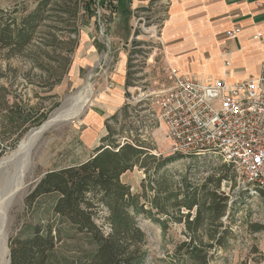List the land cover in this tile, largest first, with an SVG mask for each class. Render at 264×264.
I'll list each match as a JSON object with an SVG mask.
<instances>
[{"label": "rangeland", "instance_id": "374dc122", "mask_svg": "<svg viewBox=\"0 0 264 264\" xmlns=\"http://www.w3.org/2000/svg\"><path fill=\"white\" fill-rule=\"evenodd\" d=\"M41 1L0 0V12L12 15L17 11L13 16L21 18ZM168 18L167 0H50L30 47L10 59L0 54V148L4 151L0 160L12 155L32 130L67 107L71 97L92 90L83 113L57 123L33 150L22 204L10 212L9 250L11 239L30 235L35 226L48 225L62 229V240L50 264H84L86 256L96 250L88 236L76 233L54 214L56 195L41 197L31 205L26 200L45 174L79 165L92 156L95 145L84 136L96 132L97 122L102 128L101 112L106 117L114 111L107 102H112L109 98L122 86L125 103L117 105L118 120L112 119L115 115L106 120L114 132L112 141L138 143L157 159L181 156L165 168L174 188L182 186L184 179L194 188L210 175L225 178L220 192L229 197V203L218 230L230 227L232 235L221 248L207 236L217 225L205 226L201 238L209 251L207 264H264V194L245 184L233 166L224 167L227 164L218 155L174 153L158 119L159 102L154 93L171 85L165 76L162 46ZM67 56L70 64L65 68L63 58ZM148 165L153 174L157 162ZM148 180L140 167L123 176L132 194L139 196V207L144 208L137 215V224L146 236L143 264H197L177 255V248L190 241L187 227L176 221L178 211L170 205L163 214L154 207L155 193L147 187ZM234 202L238 203L236 212ZM181 214L188 212L182 209ZM97 215L101 217L103 212ZM254 224L263 229L251 231Z\"/></svg>", "mask_w": 264, "mask_h": 264}, {"label": "trees", "instance_id": "16d2710c", "mask_svg": "<svg viewBox=\"0 0 264 264\" xmlns=\"http://www.w3.org/2000/svg\"><path fill=\"white\" fill-rule=\"evenodd\" d=\"M49 1L42 0L34 11L21 18L13 16L17 11L12 15L0 12V54H4L5 59L30 47L37 29L45 20ZM69 64L68 56L64 57V67ZM112 119L117 121L118 115ZM106 128L109 134L101 140V146L90 159L45 174L27 198L28 205L41 197L56 195L54 214L76 233L88 236L96 246V250L86 256L84 264H143L146 236L137 224V215L144 208L139 207V196L133 195L130 186L122 181L126 173L140 167L148 174L147 187L155 193L151 202L154 207L163 214L170 205L178 211L176 221L184 222L187 227L190 241L177 248V255L188 257L197 264H207L209 251L201 238L205 226L217 225L218 228L210 229L207 236L221 248L232 235L230 227L223 232L218 230L223 227L221 221L229 203V197L220 192L225 178L215 179L210 175L203 184L194 188L184 179L182 186L174 188L172 177L165 168L181 156L157 159L138 143L112 141L114 132L108 122ZM3 152L0 148V159ZM149 161L157 162L153 174L150 173ZM210 186L213 188L208 189ZM258 191L264 194V190ZM182 209L188 214H181ZM233 210H238L237 202L233 203ZM99 211L103 216L97 215ZM250 227L253 232L263 229L259 224ZM61 233V228L35 226L30 235L11 239L10 264H50L54 250L62 240ZM209 248L213 249V246Z\"/></svg>", "mask_w": 264, "mask_h": 264}, {"label": "built area", "instance_id": "2783aa9c", "mask_svg": "<svg viewBox=\"0 0 264 264\" xmlns=\"http://www.w3.org/2000/svg\"><path fill=\"white\" fill-rule=\"evenodd\" d=\"M238 33L239 28L226 35ZM165 73L171 85L154 96L173 152L218 155L245 184L264 190V72L237 83L200 81L171 68Z\"/></svg>", "mask_w": 264, "mask_h": 264}, {"label": "crops", "instance_id": "0c3cea01", "mask_svg": "<svg viewBox=\"0 0 264 264\" xmlns=\"http://www.w3.org/2000/svg\"><path fill=\"white\" fill-rule=\"evenodd\" d=\"M167 2L169 18L162 35L164 71L171 68L182 76L200 81L225 79L229 83L243 82L263 74L264 0ZM237 28L240 33L228 38L226 33ZM258 34H262V39H255ZM165 76L167 78L166 73ZM122 90V86L116 89L109 98L112 102H107L115 107L114 111L106 117L101 112L104 117L102 128L97 122L96 132L88 131L84 136L95 145L94 150L108 135L104 134L107 131L106 120L119 114L117 105L122 107L125 103L121 97Z\"/></svg>", "mask_w": 264, "mask_h": 264}, {"label": "bare ground", "instance_id": "6f19581e", "mask_svg": "<svg viewBox=\"0 0 264 264\" xmlns=\"http://www.w3.org/2000/svg\"><path fill=\"white\" fill-rule=\"evenodd\" d=\"M92 90L80 91L71 97L67 107L44 124L45 127L32 130L20 143L19 148L0 163V264L9 260L10 212L21 206L32 170V153L41 137L59 122L80 116L91 98ZM61 122V123H62ZM60 124V123H59ZM58 125V124H57ZM51 127V128H50ZM50 128V129H49Z\"/></svg>", "mask_w": 264, "mask_h": 264}, {"label": "water", "instance_id": "95a60500", "mask_svg": "<svg viewBox=\"0 0 264 264\" xmlns=\"http://www.w3.org/2000/svg\"><path fill=\"white\" fill-rule=\"evenodd\" d=\"M45 125L46 124H43L42 126H41V128H43V127H45ZM45 128H47V127H45ZM51 128V127H50ZM49 128V129H50ZM0 163H1V160H0ZM9 243V242H8ZM9 256H10V250H9ZM11 263V259H10V257H9V260H8V263L7 264H10Z\"/></svg>", "mask_w": 264, "mask_h": 264}]
</instances>
